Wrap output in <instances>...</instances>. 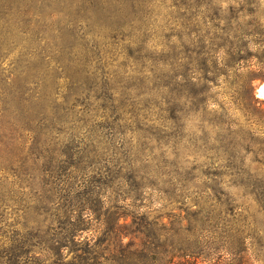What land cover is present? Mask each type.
<instances>
[{
  "label": "rangeland",
  "instance_id": "374dc122",
  "mask_svg": "<svg viewBox=\"0 0 264 264\" xmlns=\"http://www.w3.org/2000/svg\"><path fill=\"white\" fill-rule=\"evenodd\" d=\"M56 201L264 264V0H0V264H71Z\"/></svg>",
  "mask_w": 264,
  "mask_h": 264
},
{
  "label": "trees",
  "instance_id": "16d2710c",
  "mask_svg": "<svg viewBox=\"0 0 264 264\" xmlns=\"http://www.w3.org/2000/svg\"><path fill=\"white\" fill-rule=\"evenodd\" d=\"M56 204L71 264H155L156 255L166 251V246L155 244L162 234L171 231L162 224L150 223L145 219L137 223L134 218L127 223V218L120 216L108 224L104 219L106 213L103 207L98 210L85 208L75 220L72 209H66L67 206L57 201ZM84 213L89 216L98 213L94 219L95 230H92V219L82 218ZM88 233L93 234L91 237L82 236ZM137 235L141 238H137Z\"/></svg>",
  "mask_w": 264,
  "mask_h": 264
}]
</instances>
